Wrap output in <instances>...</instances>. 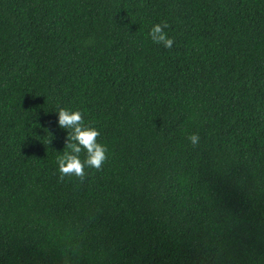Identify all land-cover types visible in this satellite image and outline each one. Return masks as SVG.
I'll list each match as a JSON object with an SVG mask.
<instances>
[{"label": "trees", "instance_id": "obj_1", "mask_svg": "<svg viewBox=\"0 0 264 264\" xmlns=\"http://www.w3.org/2000/svg\"><path fill=\"white\" fill-rule=\"evenodd\" d=\"M0 264H264V0H0Z\"/></svg>", "mask_w": 264, "mask_h": 264}, {"label": "clouds", "instance_id": "obj_2", "mask_svg": "<svg viewBox=\"0 0 264 264\" xmlns=\"http://www.w3.org/2000/svg\"><path fill=\"white\" fill-rule=\"evenodd\" d=\"M168 27L167 21L154 24L149 32L152 41L171 48L174 39L170 38L165 31ZM58 114L59 126L69 130L65 149L61 155L56 157L60 173L59 181L63 182L65 177H77L82 183L87 176L86 168L102 169L108 158L107 146L98 142L100 131L92 123H85L80 110L73 111L58 106ZM187 139L193 146L199 145L198 133L189 134ZM82 151L85 154L83 159H81Z\"/></svg>", "mask_w": 264, "mask_h": 264}]
</instances>
